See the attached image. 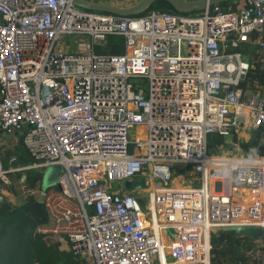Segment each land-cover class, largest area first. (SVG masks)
<instances>
[{
    "label": "built area",
    "instance_id": "built-area-1",
    "mask_svg": "<svg viewBox=\"0 0 264 264\" xmlns=\"http://www.w3.org/2000/svg\"><path fill=\"white\" fill-rule=\"evenodd\" d=\"M76 6L0 0V142L18 135L32 159L0 163V202L8 172L57 165L56 184L38 192L47 222L34 236L83 264H210L212 234L264 226V155L207 151L209 135L264 129V89L241 85L249 62L238 50L256 35L263 57V0L196 15ZM64 35L75 51L56 47ZM111 35L123 53L96 51ZM186 172L192 186H174ZM120 181L121 192L109 189Z\"/></svg>",
    "mask_w": 264,
    "mask_h": 264
},
{
    "label": "trees",
    "instance_id": "trees-1",
    "mask_svg": "<svg viewBox=\"0 0 264 264\" xmlns=\"http://www.w3.org/2000/svg\"><path fill=\"white\" fill-rule=\"evenodd\" d=\"M138 1V0H137ZM158 2H165L158 0L154 2L151 7L147 10H163V11H175L172 6L165 2L167 6L164 9H157L156 6L160 5ZM264 2V0H263ZM232 4V1L221 2L220 6H227ZM156 5V6H155ZM171 6V7H170ZM173 9V10H171ZM146 11V12H147ZM145 12V13H146ZM144 14V13H143ZM254 39H257L256 35H253L250 43H243L238 49L244 53V56L248 58L249 69L245 80L241 83L243 87H250L252 90H263L264 89V62L258 57V48L259 46L254 42ZM123 38L120 36H109L107 39L106 47L108 50H99L100 53H109V54H120L123 53ZM105 47V48H106ZM229 140H225L224 136H215L209 135L207 138V144L209 145L210 140L217 139V145L226 144H235L237 143L236 134L233 133ZM215 138V139H213ZM264 138V129L257 128L251 132V138L248 142L242 144L244 151L249 150V148L254 149L256 154L260 156L264 155V144H262L261 139ZM245 155H253L252 151L242 152ZM15 159L17 166H25L29 164L32 159L27 154V151L22 143V138L18 137L17 144L12 148L5 149L4 146L0 150V163L4 170H9L11 167L12 159ZM40 174L35 171V169H24L15 172H8L6 174L7 178H15V180H20L22 177L24 181H21L28 189L33 188L35 184L40 180ZM193 173L189 174V179L193 176ZM188 179V180H189ZM14 180V179H13ZM181 178L178 177L174 179V185L179 187ZM4 183L0 180V185ZM5 186V184H4ZM6 188L11 191L13 188ZM20 196V195H19ZM33 196H25V200H33ZM19 207V203H18ZM17 207V208H18ZM17 208H12L8 201L2 200L0 202V214L3 216L12 215ZM211 249H210V264H225L227 260L234 261L236 264L245 262L248 258L245 256V249L250 248L251 243H253L248 237L242 235H236L231 231L219 230L216 233L211 235ZM33 250L36 262L38 264H83V261L78 257L74 256L69 250L61 249L59 243L49 241L44 239L41 235H35L33 239Z\"/></svg>",
    "mask_w": 264,
    "mask_h": 264
},
{
    "label": "water",
    "instance_id": "water-1",
    "mask_svg": "<svg viewBox=\"0 0 264 264\" xmlns=\"http://www.w3.org/2000/svg\"><path fill=\"white\" fill-rule=\"evenodd\" d=\"M158 0H138L129 6H116L109 3H94L87 0H72L73 4L86 10H96L116 16H137L145 13L151 5ZM169 3L179 14L191 10H202L208 5L229 0H162ZM1 150V146H0ZM11 167L17 168V163L11 161ZM42 173L41 187L46 189L53 186L59 179L61 168L52 166L43 170L35 168ZM25 177H23L24 180ZM143 182V180H142ZM135 182L126 181L125 189L128 190ZM19 207L12 215L0 214V264H38L33 250L34 231L38 225L47 222L46 209L42 203V196L27 201L17 197ZM223 231H231L236 235L246 236L253 240L264 236V227L261 226H230L223 227Z\"/></svg>",
    "mask_w": 264,
    "mask_h": 264
},
{
    "label": "rangeland",
    "instance_id": "rangeland-1",
    "mask_svg": "<svg viewBox=\"0 0 264 264\" xmlns=\"http://www.w3.org/2000/svg\"><path fill=\"white\" fill-rule=\"evenodd\" d=\"M95 1L109 2V0H95ZM130 1L135 3L137 0H111V2L114 3V5L120 6V7H123L127 2L129 3ZM158 4H160V5L159 6L155 5L157 9H164L165 6H167V4L165 2H158ZM76 7L79 8V6H76ZM171 10H173V9H171ZM89 11H96V10H89ZM200 11L201 10H193V11L187 12V14L196 15ZM97 12H99V11H97ZM56 47L62 49L63 51H67V52L71 51V52H73L76 49V38L74 36L64 35L57 41ZM105 49L108 50L107 47ZM99 50H100V48L97 46L96 47V51H99ZM252 131L253 130H251V131H249V130H246V131L239 130L238 132H236V137H237L238 141L235 144H226V143H224L222 145H217L218 144L216 142L217 139L213 138L215 140H213V142L210 140L207 151H208L209 154L226 153L228 155H232V154H236V153L241 154L242 152L252 151L254 155L260 156L259 154H256L254 152V149H252V148H249V150H246V151H244V149H243V145L242 144H244V143H246V142H248L250 140ZM136 134H137V127L134 126L129 131V140L133 141L135 136H136ZM17 136L18 135H16V137L3 140V141H1V144H4V148L5 149H7V148L12 149L17 144V141H18V137ZM215 136H217V135H215ZM230 137L231 136L226 135V136H224V139L227 141V140H229ZM262 144H264V143L262 142ZM131 150H132V146H131ZM186 169H188V168H186ZM179 172H182V171H179ZM190 173H193V172H190ZM190 173H187V172L186 173H180L182 176H178L177 175V177L174 178V179H177L178 177L181 178L180 184L178 185L179 187H183V186H181L182 183H183V185L192 186L193 183H190L189 180H188ZM192 177H191V179H192ZM41 178H42V173L40 174V178L39 179L41 180ZM144 178L149 179V176L147 174H144ZM13 179H11L10 177L8 178L9 182L7 184V187L8 188H13L14 187V188L11 191H9L7 188H5V192L3 193L2 197H3V199L5 201L9 202V204L11 205L12 208H17L18 207L17 197H19V195H20V197L22 199H25V196H26L24 193L21 192L22 190L20 188L21 185H22L21 181H24V180H23V177L20 180H15V178H13ZM173 183H174V180H173ZM40 185H41V182L40 183L37 182L33 188H29V191H32V192L35 193L33 195L34 198H36L37 196L39 197L38 192H39L40 188H42V187H40ZM109 189L113 190V191L119 190L121 192L124 189V182L123 181L114 182L113 185H112V188L109 186ZM29 196H31V195H29ZM165 243H166L167 247L171 246V243L169 241H166ZM165 250L167 251V249H165Z\"/></svg>",
    "mask_w": 264,
    "mask_h": 264
},
{
    "label": "crops",
    "instance_id": "crops-1",
    "mask_svg": "<svg viewBox=\"0 0 264 264\" xmlns=\"http://www.w3.org/2000/svg\"><path fill=\"white\" fill-rule=\"evenodd\" d=\"M229 1H232V4H234V7L231 6V4L227 5V6H222V8L226 9L228 7L232 8V9H236L238 7H241L244 5L245 3V0H229ZM229 1H224V2H229ZM133 2H127L125 6H129L130 4H132ZM114 4V3H113ZM219 4V3H218ZM246 60L248 61V58H246ZM262 62H264V55L263 57L260 59ZM249 62V61H248ZM6 139H10L9 137H5L3 136L2 140H6ZM0 146L3 147L4 144H1L0 142ZM189 182H190V179H189ZM175 186V185H174ZM183 187L185 186H189V185H182ZM157 187V186H156ZM252 196L250 195L249 198H251ZM4 200V199H3ZM18 202V201H17ZM261 227H264V226H261ZM253 243H251L252 246H250V248H246L245 249V256L248 258L247 261L245 262H241V263H237V264H264L263 260L262 259V253L264 254V236L262 238H258L256 240H253L251 238H249ZM251 255H249V254ZM254 254V255H253ZM255 257V258H254ZM225 264H236L234 261L231 262V260H227L224 262Z\"/></svg>",
    "mask_w": 264,
    "mask_h": 264
},
{
    "label": "bare ground",
    "instance_id": "bare-ground-1",
    "mask_svg": "<svg viewBox=\"0 0 264 264\" xmlns=\"http://www.w3.org/2000/svg\"><path fill=\"white\" fill-rule=\"evenodd\" d=\"M154 188H157V187H156V184H155L154 182H151V183H150V189H151V190H154ZM225 226H232V225H225ZM152 228H153V231H154V232H156V231L158 230L157 225L152 226Z\"/></svg>",
    "mask_w": 264,
    "mask_h": 264
},
{
    "label": "clouds",
    "instance_id": "clouds-1",
    "mask_svg": "<svg viewBox=\"0 0 264 264\" xmlns=\"http://www.w3.org/2000/svg\"><path fill=\"white\" fill-rule=\"evenodd\" d=\"M18 167V166H17ZM35 199V198H34Z\"/></svg>",
    "mask_w": 264,
    "mask_h": 264
}]
</instances>
